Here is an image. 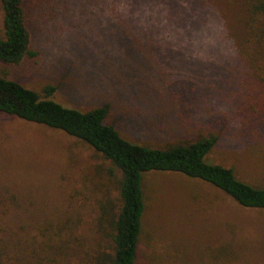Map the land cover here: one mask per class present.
Segmentation results:
<instances>
[{
    "label": "rangeland",
    "instance_id": "374dc122",
    "mask_svg": "<svg viewBox=\"0 0 264 264\" xmlns=\"http://www.w3.org/2000/svg\"><path fill=\"white\" fill-rule=\"evenodd\" d=\"M242 2L136 0L127 11L125 0H65L36 12L39 54L0 62V75L42 97L54 86L47 98L68 107L105 106L121 136L151 147L213 131L207 161L264 188V113H252L259 98L233 46ZM186 3L195 18L166 5ZM3 16L0 0V36ZM119 174L85 142L0 112V262L94 264L111 250L104 211H118ZM143 185L137 264H264V209L176 172H151Z\"/></svg>",
    "mask_w": 264,
    "mask_h": 264
},
{
    "label": "trees",
    "instance_id": "16d2710c",
    "mask_svg": "<svg viewBox=\"0 0 264 264\" xmlns=\"http://www.w3.org/2000/svg\"><path fill=\"white\" fill-rule=\"evenodd\" d=\"M135 1L125 0L127 11ZM64 3L65 0H2L4 16L0 62L14 65L27 56H37L39 51L31 46V25L36 12L40 8L55 11L63 8ZM166 5L174 14L195 18L194 3L181 4V10L175 5ZM240 8L233 46L240 63L250 73L252 89L259 98V105L252 109V113H264V0H243ZM200 20L197 16L196 22ZM123 26L126 27V23ZM117 36L120 43L125 42L124 36ZM221 36L230 37V33ZM140 38L148 43L146 47L138 41L145 48L143 51H153V45L142 36ZM155 39L161 46L162 41L158 42L156 36ZM131 49L135 50V47ZM135 54L140 57L143 67L150 70L151 66L147 62L144 64V53ZM44 91L46 96L42 97L34 89L0 75V112L59 129L88 144L120 172L118 211L115 214L104 211L112 241L111 250L100 253L94 264H137L145 208L143 182L144 176L151 172H176L197 178L220 189L242 207L264 209V188L238 179L232 167L207 161V154L218 142L217 133L198 131L165 147H151L121 136L116 127L106 121L105 106L97 105L88 110L68 107L47 98L53 93L54 86L47 85ZM256 116L259 118V114ZM260 119L264 120V117Z\"/></svg>",
    "mask_w": 264,
    "mask_h": 264
}]
</instances>
